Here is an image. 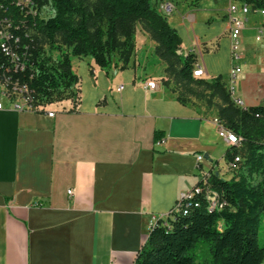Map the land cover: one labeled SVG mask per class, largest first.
Segmentation results:
<instances>
[{
    "label": "crops",
    "instance_id": "crops-1",
    "mask_svg": "<svg viewBox=\"0 0 264 264\" xmlns=\"http://www.w3.org/2000/svg\"><path fill=\"white\" fill-rule=\"evenodd\" d=\"M174 1L180 21L167 20L183 54L195 53L204 68L197 78L222 75L227 89V10L223 23L213 15L199 23L188 5L195 0ZM260 19L251 15L243 31L236 95L249 106L264 105ZM247 31L261 51L244 47ZM72 65L81 88L76 111L0 110V264H136L155 221L171 215L206 172L232 176V146L219 135L217 116L184 105L157 81L148 87L154 80L134 57L108 71L90 56L73 57Z\"/></svg>",
    "mask_w": 264,
    "mask_h": 264
},
{
    "label": "trees",
    "instance_id": "trees-1",
    "mask_svg": "<svg viewBox=\"0 0 264 264\" xmlns=\"http://www.w3.org/2000/svg\"><path fill=\"white\" fill-rule=\"evenodd\" d=\"M14 1L0 0V21L9 18L17 26L28 24L44 36L52 50L60 51L53 60L39 40L26 33L25 26L15 31L22 43L30 46L31 66L21 74L4 73L15 81H26L39 103H51L55 95L68 91L70 111H76L81 88L73 57L90 56L106 71L113 65L127 67L136 46L135 25L140 22L158 42L155 52L168 63L166 69L182 82L208 86L212 95L221 99L217 113L221 125L244 139L241 146L233 145L226 153L228 163L236 156L242 158L232 176L227 179L212 173L208 196L194 194L191 205L183 201L166 219L157 220L136 264H264V246L258 240L264 211V105L237 107L222 75L197 78V55L181 52L180 34L153 0H34L38 15L26 18ZM48 4L54 12L43 18L40 11ZM204 50L209 49L205 46ZM7 60L0 51V65ZM177 99L184 105L191 104L184 95L178 94ZM159 135L157 131L155 138H161ZM213 197L224 203L222 208L210 206ZM203 245L210 249L209 259L201 256Z\"/></svg>",
    "mask_w": 264,
    "mask_h": 264
},
{
    "label": "built area",
    "instance_id": "built-area-1",
    "mask_svg": "<svg viewBox=\"0 0 264 264\" xmlns=\"http://www.w3.org/2000/svg\"><path fill=\"white\" fill-rule=\"evenodd\" d=\"M153 2L157 10L166 17L173 15L177 7L174 0H153ZM14 4L17 5V8L21 9V14H27V16L32 15L33 17L38 15V9L34 0H15ZM251 15H258L261 18L254 29L256 31V41L264 45V0H230L227 8V17L230 28L232 67L229 71L227 89L234 104L242 109H249L251 107L242 98L236 95L237 81L240 74L243 72V68L240 64L244 57L242 46L243 31L247 27ZM22 27L23 26H17L11 23L10 19L0 21V51L8 59L7 64L0 65V110L19 112L42 111L47 104H42L37 101L36 92L29 84L28 91H14L11 90V83L13 82H3L2 79V72L21 74L31 66L29 63V56L31 55L30 46L23 44L21 35L15 32L17 29L21 30ZM194 73H196L197 76H204L205 70L202 66L196 65ZM21 81L25 80L21 79ZM25 83L27 82L25 81ZM147 85L150 88H156V82L154 81H149ZM48 114L54 116L55 112L49 111ZM215 122L218 125L219 135L230 146H241L243 144V138H237L234 131L226 130L217 119H215ZM241 162L242 158L240 156H236L235 159L229 163L227 162L228 170L231 175ZM211 174L212 172H206L203 176L202 183L194 187L201 188V193H204L206 196H208L210 192L211 183L209 178ZM68 193L73 194V190L70 189ZM187 196H191V191L181 196L176 207H180L183 201H187ZM223 204L224 203L217 200V198L213 197L210 199V206L222 208Z\"/></svg>",
    "mask_w": 264,
    "mask_h": 264
},
{
    "label": "rangeland",
    "instance_id": "rangeland-1",
    "mask_svg": "<svg viewBox=\"0 0 264 264\" xmlns=\"http://www.w3.org/2000/svg\"><path fill=\"white\" fill-rule=\"evenodd\" d=\"M189 4L192 9H195L196 18L199 23L204 21L208 22V19H205L210 17V15L215 16V18H219V16H221V18L217 21L220 23L225 22L223 18L225 11L228 8L227 0H202L200 3L198 2L194 4L189 1L188 5ZM215 8L218 9V11ZM53 12L52 5L48 4L42 8L40 15L43 18H48L53 14ZM180 18L181 16L178 14V12H176L172 17L168 16V19L173 24H176L177 21H180ZM22 26H25V31L27 34L31 35L32 37H36L39 40V43L42 45L46 55L51 56V58L55 60L60 51L56 49L52 50L50 44L44 38V36L40 35L30 25L24 24ZM135 28L137 38L135 50L132 55V59L133 57L135 58V65L137 64V66L140 65L141 67L144 66L146 70L145 74L149 78H152L154 82H159L161 86L174 93L176 96L178 94L184 95L193 106L201 110L203 115L215 114L217 116L218 108L221 105V99L218 96L212 95V92L208 86L182 82L180 78L171 73V71L167 70L166 68L168 63L161 59L155 52L158 42L154 39L152 34L146 29L143 23L137 22ZM224 37H226V35H224ZM244 47L246 49H250L251 52L254 47L261 51V48L259 45H257L254 38L252 37V31L246 32V43ZM65 51L70 52V49L65 48ZM177 68H180V63L177 64ZM47 105L67 110L72 105V101L69 99V92L66 91L55 95L52 102L48 103ZM224 146L226 145L224 144ZM221 150L222 149L216 151V156L221 157ZM258 240L260 245L264 246V211L261 213ZM200 252L203 259H209L211 256L208 245H203L200 249Z\"/></svg>",
    "mask_w": 264,
    "mask_h": 264
},
{
    "label": "bare ground",
    "instance_id": "bare-ground-1",
    "mask_svg": "<svg viewBox=\"0 0 264 264\" xmlns=\"http://www.w3.org/2000/svg\"><path fill=\"white\" fill-rule=\"evenodd\" d=\"M16 7H17V5H16ZM19 10L21 12V9H19ZM23 16H24V18H26L27 14H23ZM6 19H9V18H4L2 21H5ZM194 75L196 77H201V76H197L196 73H194ZM2 79H3V82H13V83H11V90H14V91H28V84L13 80L12 75H7L6 73L2 72ZM217 120L219 122V119H217ZM228 129L229 128H226V130H228ZM236 136H237V138H241L237 134H236ZM194 194H201V188H195L191 192V196H187V204H191L192 203V202H190V199L193 198ZM212 207L214 208L216 206H212Z\"/></svg>",
    "mask_w": 264,
    "mask_h": 264
}]
</instances>
